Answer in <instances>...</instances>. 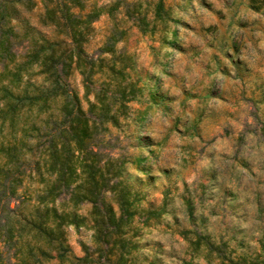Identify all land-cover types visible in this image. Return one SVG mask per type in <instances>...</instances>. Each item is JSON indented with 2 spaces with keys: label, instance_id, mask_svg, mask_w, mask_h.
Listing matches in <instances>:
<instances>
[{
  "label": "rangeland",
  "instance_id": "374dc122",
  "mask_svg": "<svg viewBox=\"0 0 264 264\" xmlns=\"http://www.w3.org/2000/svg\"><path fill=\"white\" fill-rule=\"evenodd\" d=\"M147 1L138 7L148 12L146 29L123 18L116 43V62L126 64L118 81L135 85V94L120 109L117 100V123L104 121L102 144L93 146L115 186L105 208L101 200L67 203L84 216L66 228L68 255L85 257L82 264H264V0H164L155 20L157 0ZM40 9L22 12L21 34L50 35L35 17ZM110 25L107 16L93 24L88 57L100 54ZM92 80L98 88L103 79ZM69 82L88 115L92 90L84 97L78 70ZM82 158H73L81 194L91 187ZM121 190L132 212L122 218Z\"/></svg>",
  "mask_w": 264,
  "mask_h": 264
},
{
  "label": "trees",
  "instance_id": "16d2710c",
  "mask_svg": "<svg viewBox=\"0 0 264 264\" xmlns=\"http://www.w3.org/2000/svg\"><path fill=\"white\" fill-rule=\"evenodd\" d=\"M37 5V22L50 35L38 32L40 38L34 39L16 27L27 22L22 12ZM140 5V0H0V264L86 262L85 257L68 255L66 228L80 226L84 216L67 203L91 199L101 200L103 206L106 190L115 186H108L93 146L102 144L98 127L104 121L117 123V100L120 109L135 94V85L118 81L126 64L124 59L117 64L115 52L124 34L123 18L146 29L148 12L142 15ZM149 11L155 20L165 12L164 0H157ZM102 16L111 21L100 51L108 56L88 57L85 43ZM24 40L26 47L21 46ZM20 46L24 52L17 51ZM73 70L82 76L84 97L93 92L92 101L86 98L88 115L70 86ZM96 73L103 79L98 88L92 80ZM79 154V167L87 170L91 184L83 194L76 193L80 171L73 158ZM116 199L120 218L130 216L127 193L119 191ZM104 212L109 218L101 223L114 225L113 209Z\"/></svg>",
  "mask_w": 264,
  "mask_h": 264
}]
</instances>
